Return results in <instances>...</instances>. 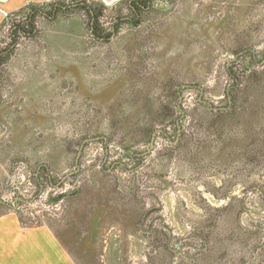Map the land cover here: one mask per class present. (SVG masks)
<instances>
[{
	"label": "rangeland",
	"instance_id": "rangeland-1",
	"mask_svg": "<svg viewBox=\"0 0 264 264\" xmlns=\"http://www.w3.org/2000/svg\"><path fill=\"white\" fill-rule=\"evenodd\" d=\"M262 66L264 0L30 4L0 30V212L76 264H264V81L245 148L209 113Z\"/></svg>",
	"mask_w": 264,
	"mask_h": 264
},
{
	"label": "crops",
	"instance_id": "crops-1",
	"mask_svg": "<svg viewBox=\"0 0 264 264\" xmlns=\"http://www.w3.org/2000/svg\"><path fill=\"white\" fill-rule=\"evenodd\" d=\"M42 2L47 0H0V30L8 17ZM0 264L76 263L52 229H28L16 214L0 212Z\"/></svg>",
	"mask_w": 264,
	"mask_h": 264
},
{
	"label": "trees",
	"instance_id": "trees-1",
	"mask_svg": "<svg viewBox=\"0 0 264 264\" xmlns=\"http://www.w3.org/2000/svg\"><path fill=\"white\" fill-rule=\"evenodd\" d=\"M149 1V0H148ZM80 2V1H79ZM134 9H136L137 11H139L141 9V7H143V4L139 1H136L134 5H132ZM141 6V7H140ZM82 10H85L90 16L91 18L95 19V17L97 18V14L96 12L93 10V8L91 6H88L85 2H80V6L78 7ZM35 19L36 16L35 15H30V23L31 26L33 27L32 24L35 23ZM94 30H92L93 35H97L98 34V30L97 27H92ZM34 32V28L29 31L25 30V28H21L19 27V29L17 30V34L20 33H24L25 35H33ZM264 67V66H262ZM260 72H256L254 71H250L249 74L247 72H244V74H242L241 77L235 76V78H237L236 80V87L233 88L230 92V95L232 97V104L230 103L228 104L229 109L225 110V111H217V112H209L212 114V116L214 118H216V125L214 127L215 130V135H218L219 138L222 137H226L225 138V142L227 147H230L232 145H234V143L237 141V139L234 138L233 136V131H234V127L237 123L241 124V127L243 128L242 133L244 134L243 131L247 132L246 128H253V125L258 124V114L260 113V111L262 110L260 103H262L263 97H262V93L256 92V95L254 96V98H256L255 100L252 101V108L250 110L249 113H246L245 115H243L242 113H237L236 112V106H237V102L240 101V99L245 95L246 96V90L250 89L251 87H258L257 84H262V82L264 81V75L259 76ZM264 74V73H263ZM262 77V78H260ZM243 78V81L240 79ZM245 83V85H244ZM243 87V89H241V87ZM258 89V88H256ZM261 102H260V100ZM259 101V102H257ZM255 105V106H254ZM146 111L149 112L148 109H146ZM155 123H159L158 121H154ZM152 131V130H151ZM217 131V132H216ZM243 140H238V142H236V144L238 145V148L242 147L245 148V145H247V143L245 144V138L249 137L251 138L250 134H245V136L243 135ZM252 139V138H251ZM249 139V141L251 140ZM264 139V138H263ZM181 146V145H178ZM261 151H264V140L262 142V148Z\"/></svg>",
	"mask_w": 264,
	"mask_h": 264
},
{
	"label": "flooded vegetation",
	"instance_id": "flooded-vegetation-1",
	"mask_svg": "<svg viewBox=\"0 0 264 264\" xmlns=\"http://www.w3.org/2000/svg\"><path fill=\"white\" fill-rule=\"evenodd\" d=\"M81 2V1H80ZM80 2L79 1H77L76 3H74V4H72V6L74 7V8H78L79 6H80ZM66 8V6H63V5H55V9H54V15H56L57 13H58V10H62V9H65ZM1 200V199H0Z\"/></svg>",
	"mask_w": 264,
	"mask_h": 264
},
{
	"label": "water",
	"instance_id": "water-1",
	"mask_svg": "<svg viewBox=\"0 0 264 264\" xmlns=\"http://www.w3.org/2000/svg\"><path fill=\"white\" fill-rule=\"evenodd\" d=\"M117 1V0H116ZM16 202H17V199H16ZM0 203H3V202H1V200H0Z\"/></svg>",
	"mask_w": 264,
	"mask_h": 264
}]
</instances>
